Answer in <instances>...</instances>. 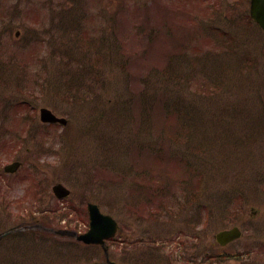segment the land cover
Listing matches in <instances>:
<instances>
[{"label":"rangeland","instance_id":"rangeland-1","mask_svg":"<svg viewBox=\"0 0 264 264\" xmlns=\"http://www.w3.org/2000/svg\"><path fill=\"white\" fill-rule=\"evenodd\" d=\"M28 1H12L20 35L0 50V232L38 220L83 233L95 203L118 223L117 263L264 264V35L243 17L248 0ZM35 32L42 51L22 54ZM41 107L67 125L41 124ZM16 160L15 175L2 172ZM33 176L35 197L17 206ZM55 183L68 198H54ZM232 225L238 257L202 263ZM23 233L0 243V264L104 259L71 238Z\"/></svg>","mask_w":264,"mask_h":264},{"label":"water","instance_id":"water-1","mask_svg":"<svg viewBox=\"0 0 264 264\" xmlns=\"http://www.w3.org/2000/svg\"><path fill=\"white\" fill-rule=\"evenodd\" d=\"M250 15L256 21V23L264 31V0H250ZM40 119L42 122H60L65 124L64 119H57L52 113L42 108L40 110ZM16 164L6 167L7 171H13L16 168ZM53 190L58 193L66 194L65 189L60 186H54ZM88 212L90 216V229L87 233L79 235L78 240L83 241L86 244H102L104 238H109L114 235L116 225L115 222L107 216H103L99 213L98 209L94 205L88 206ZM240 236V232L237 228H233L230 231H224L216 235V239L219 243L225 244L228 241L236 239ZM1 237V236H0ZM93 264H117L106 260L104 263Z\"/></svg>","mask_w":264,"mask_h":264},{"label":"flooded vegetation","instance_id":"flooded-vegetation-1","mask_svg":"<svg viewBox=\"0 0 264 264\" xmlns=\"http://www.w3.org/2000/svg\"><path fill=\"white\" fill-rule=\"evenodd\" d=\"M8 39V38H7ZM259 240V239H258ZM261 241V240H260ZM257 243H259V242H254V244H257ZM253 247L254 248H256V246L255 245H253ZM233 247L232 246H225V247H220V249L218 250L217 249V255H220V262L221 261H223V259L225 258V257H227V255L229 254V251H231V249H232Z\"/></svg>","mask_w":264,"mask_h":264},{"label":"trees","instance_id":"trees-1","mask_svg":"<svg viewBox=\"0 0 264 264\" xmlns=\"http://www.w3.org/2000/svg\"><path fill=\"white\" fill-rule=\"evenodd\" d=\"M12 60H13V58H12ZM25 67H26V65H25ZM90 85H92V84H90ZM91 87V86H90ZM188 135V134H187Z\"/></svg>","mask_w":264,"mask_h":264}]
</instances>
